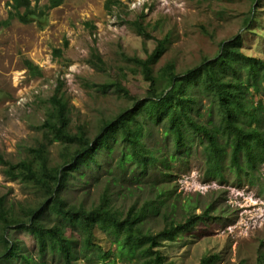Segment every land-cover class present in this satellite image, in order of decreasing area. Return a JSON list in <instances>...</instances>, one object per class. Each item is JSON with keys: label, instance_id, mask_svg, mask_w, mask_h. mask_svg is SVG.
<instances>
[{"label": "rangeland", "instance_id": "rangeland-1", "mask_svg": "<svg viewBox=\"0 0 264 264\" xmlns=\"http://www.w3.org/2000/svg\"><path fill=\"white\" fill-rule=\"evenodd\" d=\"M48 1L32 0L31 4H37L40 10ZM118 3L64 0L42 19L25 23L12 19L8 25L0 26V155L6 160L16 163L28 156L31 148L54 138L44 123L51 107L49 99L56 89L70 109L71 131L75 133L82 128L87 138L93 139L105 122L130 107L135 99L147 96L149 83L143 74L142 61L164 38L166 48L151 66L154 76L168 63H174L176 72L182 74L205 58H213L221 50V42L236 38H240L236 44L239 50L264 61V0H119ZM9 9L7 0H0V20L7 18ZM95 53L102 63H95ZM25 59L37 64L42 75L29 74ZM117 81L129 93L117 87ZM263 84L257 100L261 98L264 102ZM158 86L164 87V81L160 79ZM213 116L217 118V112ZM207 118V113L200 117L203 121ZM145 135L149 146L165 149L162 145L165 137L158 127L147 129ZM194 141L189 154L171 163L167 179L157 170L149 171L146 183L140 184L141 189L133 188L131 196L130 189L126 190L128 180L120 182L117 173L122 143L112 142V151L103 149L99 153V165L94 172L84 165L74 171L64 193L72 203L91 208L110 185L114 205L127 211L136 201L140 204L155 197L156 187L172 190L169 203L178 207L179 221H184L185 213L180 209L187 201L194 205L195 215L207 214L176 240L160 242L159 249L168 261L205 264L204 256L216 255L215 261L212 258L206 264L264 262V163L257 171L238 177L226 158L223 177H206L202 144ZM64 146L56 139L48 144L52 165L62 162ZM76 147L77 144L69 145L70 151ZM4 170L5 165L0 164V197L5 196L8 203L15 204L17 211L21 205L42 203L44 195L31 182L10 179ZM116 177L117 184L113 181ZM152 183L157 186L150 187ZM49 218L53 220L52 215ZM163 226L160 217L147 223L153 230ZM16 237L37 255L36 242L29 232L19 230ZM95 241L104 250L114 249L109 237L98 228ZM47 258V264H60L50 254ZM117 262L129 264L121 259ZM98 263L101 260L94 257L91 261L79 258L74 262Z\"/></svg>", "mask_w": 264, "mask_h": 264}, {"label": "trees", "instance_id": "trees-1", "mask_svg": "<svg viewBox=\"0 0 264 264\" xmlns=\"http://www.w3.org/2000/svg\"><path fill=\"white\" fill-rule=\"evenodd\" d=\"M63 1L49 0L39 10L37 4H31L32 0H7L10 9L7 18L0 20V26L8 25L12 19L24 23L42 19ZM239 40L221 42V50L213 58H205L182 74L176 72L174 63H168L154 76L152 63L166 48V38L160 40L142 61L143 74L149 83L147 96L135 99L130 107L105 122L93 139L87 138L82 128L75 133L71 131L70 109L56 89L49 99L51 107L44 123L54 138L31 148V153L16 163L0 155L8 178L29 181L44 195L40 205H21L18 211L5 196L0 197V264H47V254L60 264H74L79 258L91 261L93 257L101 260L98 264H117V259L129 264H175L161 252L160 242L176 240L207 212L195 215L194 205L187 201L180 209L185 213L184 221H179L178 207L169 203L172 190L156 187V183L150 185L157 189L155 197L140 204L136 201L127 211L114 205L110 185L91 208L72 203L64 190L74 171L84 165L94 172L99 165V153L103 149L112 151L111 143L117 141L122 143L117 173L120 182L128 180L129 196L133 188H142L140 184L146 183L149 171L157 170L167 179L171 163L190 153L194 139L202 144L206 177H223L226 158L238 177L257 171L264 163V102L261 98L257 100L264 83V61L239 50L236 45ZM94 57L96 64L102 63L99 54ZM24 63L29 74L42 75L41 68L32 60L25 59ZM160 79L164 81L162 88L158 86ZM116 86L129 93L121 82L117 81ZM213 112H217L215 119ZM206 113L208 120H201ZM151 127H158V132L164 135L165 149L147 144L145 134ZM54 139L65 143L63 160L57 165L50 163L47 148ZM71 144H77L74 151L69 149ZM113 181L117 184L119 178ZM155 217L164 221L159 230L147 227L148 221ZM96 228L109 237L113 250L112 247L104 250L95 241ZM19 230L32 235L37 255L16 237ZM216 257L204 256L202 262L206 264L212 258L215 261Z\"/></svg>", "mask_w": 264, "mask_h": 264}]
</instances>
